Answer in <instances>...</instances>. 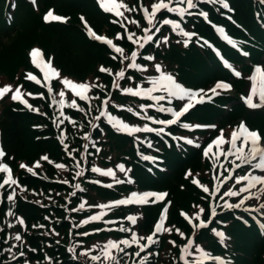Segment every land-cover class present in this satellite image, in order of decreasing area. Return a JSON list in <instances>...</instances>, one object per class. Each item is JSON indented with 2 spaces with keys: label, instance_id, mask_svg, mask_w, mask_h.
I'll return each instance as SVG.
<instances>
[{
  "label": "snow or ice",
  "instance_id": "obj_1",
  "mask_svg": "<svg viewBox=\"0 0 264 264\" xmlns=\"http://www.w3.org/2000/svg\"><path fill=\"white\" fill-rule=\"evenodd\" d=\"M97 2L99 4V6L105 12H112L117 17H123L124 12L130 10L128 8V6L126 4L120 2V0H97ZM212 2L220 4L225 9H227L229 7V5L226 3V0H212ZM33 3H35V0H33ZM173 4H175L176 6L173 7L172 6ZM196 7H197V4H196L195 0H167V2H166V0H159L158 3H154L151 5L150 16H149V11L147 8L144 9V12H145L146 18L148 19L149 24H152L151 17H155L157 15V13L161 10L174 12L178 16L183 18L188 13V10L195 9ZM201 15L205 16V18H206L205 13H201ZM44 19H45V21H48L49 19L56 20V21H62L64 18L59 17V16H55L52 11H49L45 15ZM130 22L135 23V21H130ZM162 23L164 25H170L172 27L173 31H179L181 35L187 37L188 39H191V37L195 35V33L185 31L181 27L180 23H177L173 20L164 19L162 21ZM153 27H155V25H153ZM149 31H151V30L149 29ZM157 31H159L158 28H157ZM220 31H222V29ZM89 34L91 36H93L95 39H98V40L103 39L102 37L96 36L95 33L91 32V30H89ZM128 39L131 40L132 35H129ZM144 39L146 41H151L153 39V37L151 35H147L144 37ZM163 42L167 43V39L165 38ZM106 43L109 45H112L111 40H107ZM230 43H231V41H230ZM185 46H187V41H185ZM140 47H143V44H141ZM115 51L117 53H121V54L123 52V50L119 47H115ZM30 55L32 57L33 64H36L37 67H40L41 71L43 72V76H44L45 81H47L49 79L50 74H51V76H57L58 75L56 70L51 67V62L49 61L46 63L43 60L39 50L34 49ZM244 55H248V54L244 53ZM135 56H136V53L133 52L132 53L133 60L135 59ZM38 57H40L39 60L37 59ZM146 59L151 60L154 58L149 56V57H146ZM130 66L138 67L134 62ZM154 67H155V71L160 73V76L157 79H151L150 80V83L152 84L151 88H148L144 92H142L139 89H137L136 91H133V89H131V88L126 89V91L128 93L133 94V95H141V94L151 95V93H153V92L160 91V92L166 93L167 97H173V98H177L181 101H185V100L187 101V103H184L181 105L180 110H173L172 108H161L160 111L169 112L175 118L171 119V120H167V121H155V123H159L162 125L163 124H176L180 120V118L182 116H184L186 113H188L190 111V109H192L196 104L203 103V102H205L206 99L210 102L213 99V97L220 95L221 91H230L231 90L230 84L224 83V82H217L212 89L208 90V92H205L203 89H201L199 91H191V90H188V89L182 87L179 83H177V81L173 77V75L166 74L162 70V66L160 64H156ZM228 67H231V66L228 65ZM100 70L106 71V69H104V68H101ZM254 72H255V74L252 75L250 78L251 79V91H250V93L247 94L246 96L241 97V99L243 100L245 105L249 109H253V110L264 108V68L257 66V67H255ZM234 74L237 77H241V73L239 71H234ZM118 76L120 78H123L125 76V73L123 71H120L118 73ZM25 78L29 79V80H34L36 83H40V81L37 80L36 77L33 76L31 73L26 74ZM62 83L65 86L71 88L75 92V95L79 96L81 99L85 98L84 93L87 92L89 90V88L91 87V85H89V84H83V83L75 84V83H73L67 79L62 80ZM77 89H79V91H76ZM48 90H49V92H51L52 91L51 87H49ZM10 92L12 93L11 99L13 101H20L26 107L31 109V105H29L27 103V101L22 98V93H21L20 87L15 88L14 91H13L11 85H6L3 87H0V99H3L4 96ZM209 93H211V94L209 95ZM29 95H31V94H29ZM59 95L61 97H63L64 92L61 91L59 93ZM254 98H256L258 100V102H254ZM154 99H156L157 101H162V100L166 99V96L161 95V96L154 97ZM60 103H63V100H61ZM75 103H76L75 101H72V106H75ZM104 103L107 104V101H105ZM129 111H131V109H129ZM105 115H108V114L105 112H101V116H105ZM98 118L99 117H97V119ZM108 119L113 122V125H114V127H116L117 131L127 132L128 134H132V133L140 132V131H145V132L158 131L160 133L164 132L163 127L159 128L158 130L148 128V127H144L143 129H141L138 127H130L128 124H126L120 120H114L110 115H108ZM182 127L191 130L194 128L215 127V126L189 125V124L185 123L182 125ZM182 139H185V138H182ZM262 140H264V137H261V134L258 131L250 130L247 127L245 122H240L237 129L233 130V132L231 133L230 141H226L223 137V132H221V135L219 137H217L214 141H212L207 146V148H205L204 155L209 156L211 154L214 156L215 159H219L221 156H223L225 159H227L228 157H231V156H235L236 160L240 161L241 164H251L252 161L258 159L259 162L254 165V168L260 169L261 171H264V146H262V144H261ZM185 142L189 145L194 144L193 139H185ZM225 144H230V147L228 148L227 151H224V145ZM195 146L199 147V144H195ZM149 147H151V145H149ZM213 149H215V152L213 151ZM3 155H4V153L2 151H0V157H2ZM142 158L144 160H149V161L154 159V157H151V156H143ZM44 159H47V158L45 157ZM233 163L235 164V161H233ZM240 166H241L240 164H235V167H240ZM57 167H63V166L57 165ZM118 167L120 168L121 172L124 171L123 165H119ZM29 171H31V169H29ZM93 171L99 172L100 170L94 168ZM0 173L6 174V178L3 179V182H2V184H0V187H3L4 185H9V184L14 185L17 183L15 179H12L11 171L7 165L0 164ZM105 175L113 176L114 173L111 170H108L105 173ZM229 179H231V177H229ZM123 182L124 181H117V183H123ZM243 182H247V187L240 188L238 191H226L223 195L230 196V197H237L242 192H248L250 190V188L255 187L257 184L264 185V176H256V175H252V174H247L244 176H240L236 179L237 184H240ZM193 183H199V182L194 180ZM203 191L208 192L209 188L203 187ZM166 195H167L166 193H163V194L144 193L143 195H137L136 193H133L132 197H133V199H135L139 203H147L149 201V198H151V197H155L156 200H162ZM8 199L11 200V199H13V197L10 195L8 197ZM246 199H248V198L245 197V199H241L239 201V203H235V204L225 202L222 207L225 209H238L242 205H244ZM128 202H129L128 200H121L118 203L119 204H125ZM83 207H84V205H81V208H83ZM99 207H104V205H100ZM262 207H264V206H262ZM203 211H204V209L201 208L200 212H203ZM166 213H167V209L165 208L164 212L162 213V219L166 216ZM181 214L186 215L184 213H181ZM212 215L213 216L216 215V212L214 209L212 211ZM186 218H187V216H186ZM196 218L199 219V216H197ZM91 219L97 220V219H99V217L93 216V217H91ZM128 219L131 221V223H133V224L136 223V219L134 217H128ZM19 222L21 224L24 223L23 220H20ZM199 226L200 227H206V225L204 223H201ZM121 231H130V229H123L122 228ZM162 231H170V229L165 228L162 224H157L155 226V232L158 233V232H162ZM213 232H214V235L219 238V241L221 243H223L224 240L226 239L225 234L221 231H216V230H213ZM154 234L155 233H153V235ZM15 239L17 241L21 240L20 235H16ZM141 239H147L148 241H152V236L150 235L146 238L142 237ZM131 243H136L135 234H133V236H132ZM170 243L174 244V242H170ZM189 243H191V241ZM120 244H123L125 246V248L131 246V244L128 240H122L119 242V244H117L115 242H109L102 249L104 259L112 261L113 264H119L117 257L112 255V250H116L117 252L124 253L125 248H121ZM146 247H147V245L140 246L139 251H137L135 253V255L137 257H139L140 254L145 251ZM183 252H186L189 257H193L191 264H205V261L210 260V259H217L218 264H222V262H220L218 260V258L209 257L208 254L203 249H201L200 247L195 248V252L200 254L198 257L194 256L193 252L187 247L183 249ZM81 255H85V253H82ZM91 259L93 261H97V260H100V257L99 256H92ZM146 259L147 258L145 257V260ZM181 259L183 260V264H190L189 260L187 258H185V256L182 255Z\"/></svg>",
  "mask_w": 264,
  "mask_h": 264
},
{
  "label": "trees",
  "instance_id": "obj_2",
  "mask_svg": "<svg viewBox=\"0 0 264 264\" xmlns=\"http://www.w3.org/2000/svg\"><path fill=\"white\" fill-rule=\"evenodd\" d=\"M18 3L19 7L15 17V25L13 26L14 28L8 32V34L12 33L10 35L9 42L2 44L0 47V65H3L6 60H11L18 54L21 57L20 63L23 62V57L21 55V44H23L25 40L28 41L27 38L33 37L36 31L37 24L35 23L34 16L29 12L28 7L25 6L22 1L18 0ZM52 3L57 10L62 12H65L66 9H70V11L72 10L73 12H81L96 28L103 21V16L98 10H96L91 1L53 0ZM2 4L3 0H0V20L2 17ZM233 6L236 10L239 20L246 26L252 27L253 18L250 14L251 8H244L245 5L242 2H233ZM47 29L49 33H60L65 41L64 51L59 57V61L67 70L80 74L86 67V64L91 63L93 58L96 57L95 52L99 50V47L94 43L88 42L81 31L75 26L67 27L61 25H50L47 27ZM19 46H21L20 51L18 50ZM172 54V51H170L169 55ZM180 59V70H183L186 67H194L196 69H193V71L197 73V69H200V74H204L203 76H212L217 73L218 66H216L215 62H213L214 60L212 58L209 60L207 56H204L197 51H190L188 54L183 53L180 56ZM14 69L15 67L0 68V71L12 72ZM8 114H10L11 122L3 123V130L5 133L4 146L7 152H14L16 157L30 158V155H35L38 151L48 150L50 153H55L57 151V148L52 140H33V136L36 134V132L28 129L29 117L27 114H13L11 112H8ZM114 143L117 149L124 147L129 151L126 153L131 154V148L127 147L129 145H127L126 140L117 139L114 141ZM171 178H174L175 182L180 183L179 175H171L169 179L163 181V185L165 187L170 185ZM178 188L179 187L177 184L170 185L174 201L172 210L174 212L179 203L187 204L185 201L189 196V194L186 192L179 191ZM19 210L24 213L26 218H30L31 215H35V210L26 205L19 207ZM174 217L175 213L173 214V218ZM255 237L256 236L254 233L247 231L245 232V239H247L240 240L244 241L246 244L247 241H253L258 244V241H256L257 238ZM258 246L259 252L251 264H264V259H262L260 256L261 253H264V244L259 243Z\"/></svg>",
  "mask_w": 264,
  "mask_h": 264
},
{
  "label": "rangeland",
  "instance_id": "obj_3",
  "mask_svg": "<svg viewBox=\"0 0 264 264\" xmlns=\"http://www.w3.org/2000/svg\"><path fill=\"white\" fill-rule=\"evenodd\" d=\"M37 21H38V18L36 19V22ZM34 38H33L34 40H38V39L40 40V42L42 43L44 49L46 50L47 55H49V56H52V55L58 56V55L61 54V48H62L64 42H63L62 36L59 33H57V32L49 33V34H46V37H44V38L42 37V35L40 33V34H38V37L36 36ZM8 42H9V40H7V43ZM24 44H28V42H24L23 44H21V46L24 45ZM21 46H19V48H18L19 51H20ZM24 52L25 51H23V54H24ZM20 59H21V57L18 54L17 56H14V58H12L11 60H6L3 63V65H0V68H8V67L14 68L15 67L14 70L17 71L19 66H20V64H21L20 63ZM18 63H20V64H18ZM20 71L21 70H18L16 72V75H19ZM181 102L186 103L187 101L185 100V101H181ZM203 132H205L204 129H203ZM233 157L234 156H231L229 159H231ZM260 186H261V184H257L255 187H253V189H256V188H258ZM242 207H243V205L240 208H242ZM20 253H22V252H20ZM20 255L21 254H19V256Z\"/></svg>",
  "mask_w": 264,
  "mask_h": 264
}]
</instances>
